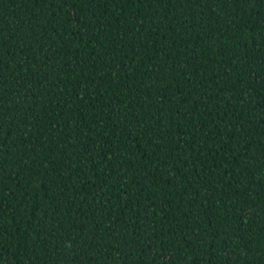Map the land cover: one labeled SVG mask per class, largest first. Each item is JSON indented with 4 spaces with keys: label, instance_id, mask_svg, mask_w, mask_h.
<instances>
[{
    "label": "trees",
    "instance_id": "trees-1",
    "mask_svg": "<svg viewBox=\"0 0 264 264\" xmlns=\"http://www.w3.org/2000/svg\"><path fill=\"white\" fill-rule=\"evenodd\" d=\"M0 264H264V0H0Z\"/></svg>",
    "mask_w": 264,
    "mask_h": 264
}]
</instances>
